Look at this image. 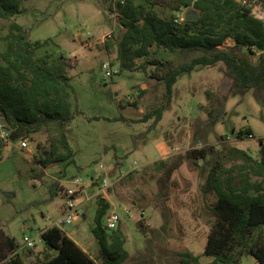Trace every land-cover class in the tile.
Returning a JSON list of instances; mask_svg holds the SVG:
<instances>
[{
	"label": "rangeland",
	"instance_id": "1",
	"mask_svg": "<svg viewBox=\"0 0 264 264\" xmlns=\"http://www.w3.org/2000/svg\"><path fill=\"white\" fill-rule=\"evenodd\" d=\"M20 4L23 13L1 20L0 50L13 24L21 26L29 41L51 38L52 44L37 53L63 56L73 90V115L60 130L68 147L60 148L53 162L44 164L45 150L58 131L55 123L27 136V149L7 142L0 146V227L16 240L24 264H43L47 248L40 233L55 225L65 210L66 190L78 188L73 183L76 176L84 189L76 192V199L84 203L65 233L104 264L92 228L98 208L94 194L106 175L111 185L102 198L110 203L107 212L115 209L121 217L118 226L129 254L121 264H180L179 253L186 251L200 255L201 261L211 260L201 255L212 221L208 205L214 201V195L205 197L201 189L207 164L183 156L192 148L235 146L256 158L258 140L264 142V90L235 88L222 63L197 67L178 77L170 104L153 125V117L142 120L165 102L162 82L139 69L103 77V62H113L111 66L118 69L114 47H105L107 40H117L125 31L117 14L99 0H20ZM155 9L170 13L161 5ZM224 99L222 130L217 133L206 127V111ZM214 155L209 152L208 158ZM180 159L167 178L168 166ZM156 160L164 165L146 168ZM133 161L137 166L129 170L132 175L119 177L120 169L128 170ZM53 184L57 193L52 196ZM140 220L145 234L137 227ZM24 236L34 241L30 251ZM240 264L258 263L244 254Z\"/></svg>",
	"mask_w": 264,
	"mask_h": 264
},
{
	"label": "trees",
	"instance_id": "2",
	"mask_svg": "<svg viewBox=\"0 0 264 264\" xmlns=\"http://www.w3.org/2000/svg\"><path fill=\"white\" fill-rule=\"evenodd\" d=\"M99 1L106 4L107 10L113 11L115 0ZM156 5L168 8L170 13L161 14L155 9ZM116 7L119 23L125 31L119 39L107 40L105 47H114L118 72L139 69L162 82L165 89V102L145 114L142 121L153 117L152 124L155 125L171 102L178 77L197 67L222 63L235 88L264 90V21L255 17L248 5L238 0H124V3L118 0ZM183 9L196 12L198 18L175 21L176 14ZM24 11L20 0H0V24L1 20ZM226 38L233 39L234 45L220 48ZM3 41L0 114L13 128L11 138L38 134L53 123L60 132L73 115V90L63 56L52 51L38 55L39 50L52 44V39L29 41L17 24H13ZM255 54L258 56L252 61L251 56ZM137 59H140L139 63ZM224 112L225 99L219 105L213 103L206 111V127L214 129ZM56 133L45 150L47 160L44 164L53 162L60 148L68 147L64 134L60 132L58 138ZM2 142L0 140V146ZM258 142L256 158L235 146L223 150H214L213 146L192 148L185 152L184 158L207 164L201 189L205 197L214 195V201L208 205L212 221L201 255L212 259L201 261L200 255L186 251L179 253L180 264H240L244 254L252 256L258 264H264V143L261 138ZM209 152L215 155L208 158ZM180 162L181 159L168 166L167 178ZM163 165V160H156L146 168ZM253 176L260 179L253 180ZM54 185L52 196L57 193ZM96 201L98 208L92 232L99 244L102 261L104 264H121L129 259L121 228L119 224L112 230L104 226L103 218L110 203L99 196ZM137 227L145 234L147 228L143 221H138ZM40 237L47 248L43 264H98L55 225L42 230ZM18 248L16 240L0 227V264H24ZM51 250H55V254Z\"/></svg>",
	"mask_w": 264,
	"mask_h": 264
},
{
	"label": "built area",
	"instance_id": "3",
	"mask_svg": "<svg viewBox=\"0 0 264 264\" xmlns=\"http://www.w3.org/2000/svg\"><path fill=\"white\" fill-rule=\"evenodd\" d=\"M118 0H115L113 3V12L119 15L116 2ZM120 3H124V0H119ZM242 4H246L251 8V13L260 19L264 21V0H238ZM184 11L178 12L175 17V21H182L184 20ZM102 68L104 70V78L110 77L118 72V70L111 66V64L107 61L102 63ZM139 91H135L134 95H138ZM128 98L130 99V96L128 95ZM13 128L10 126V124L5 120L4 116L0 114V140L3 142H7L13 147H18L20 149H27L29 146V139L27 137H18L16 139L11 138ZM264 143V142H263ZM137 166V162L133 161L131 164V167L127 170L125 168L120 169L119 177H122L126 173L129 172V170L134 169ZM102 169H105L102 165L99 166ZM126 170V171H125ZM108 172V171H107ZM106 172V173H107ZM103 175V174H102ZM116 180V179H115ZM118 180V179H117ZM73 183L78 186V188H68L66 190V201L64 203V211L61 214L59 218L54 222L55 226L60 228L64 233L66 232V229L69 225H71L74 222V217L76 215H81V207L80 205L84 203L83 201H79L76 198V194L78 192H82L83 185L82 180L80 176H76L73 178ZM98 188L94 196L102 197L106 190L110 187L111 182L109 181L108 176L102 177L100 183H97ZM82 188V189H81ZM78 191V192H77ZM77 192V193H76ZM86 201L89 200V198L85 199ZM121 221V217L119 213L115 209H110L103 218V224L108 230L115 229L119 222ZM24 239L26 241V246L31 248L33 247L34 241L31 239H28L26 236H24Z\"/></svg>",
	"mask_w": 264,
	"mask_h": 264
},
{
	"label": "crops",
	"instance_id": "4",
	"mask_svg": "<svg viewBox=\"0 0 264 264\" xmlns=\"http://www.w3.org/2000/svg\"><path fill=\"white\" fill-rule=\"evenodd\" d=\"M188 10H184V12H187ZM169 14L168 12H165V15ZM185 14V13H184ZM234 40L231 38H226V40L219 46L220 48H227V47H231L234 45ZM226 106V105H225ZM215 131L217 133H221V125L218 123L216 124V126L214 127ZM263 231H264V227H263ZM80 246V245H79ZM81 247V246H80ZM82 248V247H81ZM83 249V248H82ZM85 251V249H83ZM87 252V251H86ZM89 254V253H88Z\"/></svg>",
	"mask_w": 264,
	"mask_h": 264
},
{
	"label": "water",
	"instance_id": "5",
	"mask_svg": "<svg viewBox=\"0 0 264 264\" xmlns=\"http://www.w3.org/2000/svg\"><path fill=\"white\" fill-rule=\"evenodd\" d=\"M197 18H198V14L192 10H188L187 12H185L183 17V19L187 21L196 20Z\"/></svg>",
	"mask_w": 264,
	"mask_h": 264
}]
</instances>
